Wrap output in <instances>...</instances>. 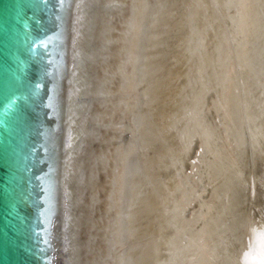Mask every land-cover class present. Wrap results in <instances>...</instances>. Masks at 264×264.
<instances>
[{
  "label": "bare ground",
  "instance_id": "bare-ground-1",
  "mask_svg": "<svg viewBox=\"0 0 264 264\" xmlns=\"http://www.w3.org/2000/svg\"><path fill=\"white\" fill-rule=\"evenodd\" d=\"M119 5L90 264H264V0Z\"/></svg>",
  "mask_w": 264,
  "mask_h": 264
},
{
  "label": "water",
  "instance_id": "water-1",
  "mask_svg": "<svg viewBox=\"0 0 264 264\" xmlns=\"http://www.w3.org/2000/svg\"><path fill=\"white\" fill-rule=\"evenodd\" d=\"M121 1L0 0V264L95 254L101 92Z\"/></svg>",
  "mask_w": 264,
  "mask_h": 264
}]
</instances>
